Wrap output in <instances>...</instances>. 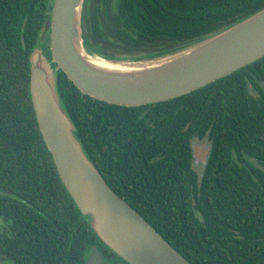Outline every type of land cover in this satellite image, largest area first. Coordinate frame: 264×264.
Returning a JSON list of instances; mask_svg holds the SVG:
<instances>
[{
  "label": "trees",
  "instance_id": "1",
  "mask_svg": "<svg viewBox=\"0 0 264 264\" xmlns=\"http://www.w3.org/2000/svg\"><path fill=\"white\" fill-rule=\"evenodd\" d=\"M52 3L0 0V256L83 264L96 246L101 264H129L84 220L36 122L29 56L36 45L49 54ZM263 7L264 0H85L82 34L90 52L136 59L202 40ZM261 81L264 55L188 93L126 106L82 92L58 70L61 98L106 182L192 264H264ZM202 140L212 147L200 168L192 144Z\"/></svg>",
  "mask_w": 264,
  "mask_h": 264
},
{
  "label": "water",
  "instance_id": "2",
  "mask_svg": "<svg viewBox=\"0 0 264 264\" xmlns=\"http://www.w3.org/2000/svg\"><path fill=\"white\" fill-rule=\"evenodd\" d=\"M85 0H53L49 54L29 56V92L36 122L57 173L99 239L129 264H192L106 182L77 135L58 87L61 69L82 92L126 106L164 101L223 77L264 55V7L202 40L136 59L88 52L81 18ZM212 144L194 142L204 166ZM83 264H101L96 246Z\"/></svg>",
  "mask_w": 264,
  "mask_h": 264
},
{
  "label": "rangeland",
  "instance_id": "3",
  "mask_svg": "<svg viewBox=\"0 0 264 264\" xmlns=\"http://www.w3.org/2000/svg\"><path fill=\"white\" fill-rule=\"evenodd\" d=\"M114 1V0H113ZM46 32L43 33L41 39H40V42H44L45 39H46ZM45 43V42H44ZM259 86H260V89L264 92V81H261L259 83ZM248 91L254 95V96H258V93L252 89V87H248ZM199 167V166H198ZM263 168V167H262ZM264 169V168H263ZM0 223H1V218H0ZM0 264H13L12 260L6 258V257H3V256H0Z\"/></svg>",
  "mask_w": 264,
  "mask_h": 264
},
{
  "label": "flooded vegetation",
  "instance_id": "4",
  "mask_svg": "<svg viewBox=\"0 0 264 264\" xmlns=\"http://www.w3.org/2000/svg\"><path fill=\"white\" fill-rule=\"evenodd\" d=\"M203 141H206L207 143H210V141H208V140H202V141H197V142H203ZM194 163H195V165L199 166L200 168H203L204 167L202 165L201 161L196 162L195 159H194Z\"/></svg>",
  "mask_w": 264,
  "mask_h": 264
},
{
  "label": "bare ground",
  "instance_id": "5",
  "mask_svg": "<svg viewBox=\"0 0 264 264\" xmlns=\"http://www.w3.org/2000/svg\"><path fill=\"white\" fill-rule=\"evenodd\" d=\"M95 33V32H94ZM88 51V50H87ZM89 52V51H88Z\"/></svg>",
  "mask_w": 264,
  "mask_h": 264
}]
</instances>
